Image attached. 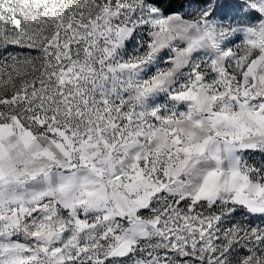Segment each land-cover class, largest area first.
Masks as SVG:
<instances>
[{"label":"snow or ice","instance_id":"snow-or-ice-1","mask_svg":"<svg viewBox=\"0 0 264 264\" xmlns=\"http://www.w3.org/2000/svg\"><path fill=\"white\" fill-rule=\"evenodd\" d=\"M0 264H264V0H0Z\"/></svg>","mask_w":264,"mask_h":264}]
</instances>
